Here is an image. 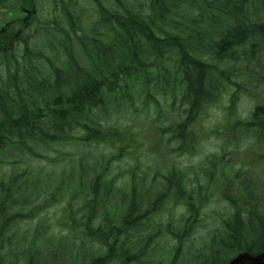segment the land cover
I'll return each mask as SVG.
<instances>
[{"label": "trees", "instance_id": "1", "mask_svg": "<svg viewBox=\"0 0 264 264\" xmlns=\"http://www.w3.org/2000/svg\"><path fill=\"white\" fill-rule=\"evenodd\" d=\"M22 7L37 8L25 27ZM252 88L261 100L244 119ZM225 93L211 131L221 152L198 170L148 168L143 133L105 125L144 115L154 150L197 153ZM214 197L231 214L217 244L264 252V0H0V264H92L100 250L83 246L107 243L106 230L148 228L164 202L195 223Z\"/></svg>", "mask_w": 264, "mask_h": 264}, {"label": "rangeland", "instance_id": "2", "mask_svg": "<svg viewBox=\"0 0 264 264\" xmlns=\"http://www.w3.org/2000/svg\"><path fill=\"white\" fill-rule=\"evenodd\" d=\"M46 1V0H45ZM56 10H60L58 6L55 7ZM44 10V9H43ZM46 12V11H45ZM35 33L32 34V37L35 39V36H33ZM21 34L17 32V36L14 38H11L13 41V44L9 43L10 48L16 49V48H22L21 42L19 41V38ZM42 42L39 41L36 43L33 41L31 46H42ZM8 48L7 50H9ZM259 90H255L252 88V92L249 95H241L237 102V110L239 115L244 119H250L253 109L257 105V102L261 100V96L259 95ZM229 94L225 93L222 101L218 105H212L210 106L205 114L202 116V128L204 131L209 132V136L205 138V140H202L201 144L199 145V150L197 153H190V154H183L178 155L169 153V151H172V148L176 147L175 145H172L169 149L165 146H162L161 148H156L155 150L152 147V144H154L153 140L158 139L157 136H154V128L153 125L151 126L149 122H147L144 118V115H141L140 117H117L115 119L109 120L108 123L105 125H110L113 123H119L122 124L125 127L131 128L135 132H142V148L139 150L140 158L139 160L144 161V163L149 164V166H153L156 169H160L163 171H168L171 169L169 164H176L178 169H194L198 170L201 166V163L203 160L211 155L220 154L221 149V140L217 138L216 135H214L211 131H213L217 126H220L225 121L227 109L229 108ZM179 107V106H177ZM169 108L164 107L163 113L167 112ZM153 113V117H151L153 120L155 119V110L152 107L150 109ZM148 121H151V119H147ZM163 121H166L163 118ZM166 124L163 125L165 127ZM154 137V138H153ZM169 137V134H164V138ZM204 139V138H203ZM248 145L245 144L244 151L240 152V154L245 153ZM245 156V154L243 155ZM126 161V162H125ZM123 161L120 165L125 168L127 165V162L131 164L132 162H129L128 159ZM238 163V162H237ZM162 165H165L166 167H161ZM226 194V193H225ZM221 196V194H218ZM228 203H226L223 198L214 197L213 201L208 204L206 207L205 215L203 218H205L204 225H201L200 228H197L196 234L194 237L191 238L190 241H188L187 245V264L193 263V258L191 256V248H200L205 247L209 243V240L212 239V235L220 236V229H219V222L220 220H225L230 218L229 214V208ZM175 211V212H174ZM174 213H177V215L182 214V210H174ZM56 230V229H55ZM57 231V230H56ZM169 240V239H167ZM93 244V243H92ZM95 245V244H94ZM95 247L98 250V246L95 245ZM218 251H216L214 254L218 255V259H225L228 260V258H233L237 255V253H234V251L237 250V246L231 243V240H227L226 244H223V246H220L217 244ZM91 246L88 245L87 249H90ZM229 259V260H230Z\"/></svg>", "mask_w": 264, "mask_h": 264}, {"label": "flooded vegetation", "instance_id": "3", "mask_svg": "<svg viewBox=\"0 0 264 264\" xmlns=\"http://www.w3.org/2000/svg\"><path fill=\"white\" fill-rule=\"evenodd\" d=\"M10 10L11 6L9 5L4 12L7 13ZM22 11L25 13V17L23 21L22 19L19 20L25 27L27 22L34 20L37 8L27 9L22 7ZM9 23L12 22L6 23V27ZM178 209L179 207L176 208L164 202L152 216L150 214L144 215L143 218L148 217V221H150L148 228L136 231L124 230L123 228L106 230L107 235H109L106 239L107 243L98 245V250H100V254L96 256L98 261L92 264H187V235L190 231V235L194 237L197 231V228L193 231L189 226L194 224L201 226L204 223L202 221L198 222L202 217L193 223L191 219L194 215H191L189 219L187 213L177 215V213L173 212ZM222 222L223 220L219 222V227L223 224ZM111 224H114V222L106 223V225ZM124 232L128 234L133 232L145 234L148 236V243L124 244V242L128 241V239L123 238ZM180 235L186 238L183 243L177 238ZM113 236H120V238L112 239L111 237ZM215 237L212 235V239L209 240L205 247L191 248L190 253L194 260L192 264H214L218 260V255L214 254L218 251ZM83 247L85 249L88 248V246ZM93 248L97 249L95 246H91L90 249ZM259 253H263V251H256L252 254L256 255Z\"/></svg>", "mask_w": 264, "mask_h": 264}, {"label": "water", "instance_id": "4", "mask_svg": "<svg viewBox=\"0 0 264 264\" xmlns=\"http://www.w3.org/2000/svg\"><path fill=\"white\" fill-rule=\"evenodd\" d=\"M229 264H264V254L253 256L247 252L242 253Z\"/></svg>", "mask_w": 264, "mask_h": 264}]
</instances>
